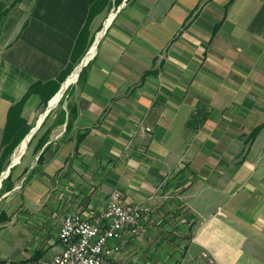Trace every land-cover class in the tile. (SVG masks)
I'll return each mask as SVG.
<instances>
[{"label":"crops","instance_id":"1","mask_svg":"<svg viewBox=\"0 0 264 264\" xmlns=\"http://www.w3.org/2000/svg\"><path fill=\"white\" fill-rule=\"evenodd\" d=\"M85 26L84 84L51 106ZM33 85L21 118L52 109L0 198V264L52 255L113 190L156 202L116 264H264V0H0V150Z\"/></svg>","mask_w":264,"mask_h":264},{"label":"built area","instance_id":"2","mask_svg":"<svg viewBox=\"0 0 264 264\" xmlns=\"http://www.w3.org/2000/svg\"><path fill=\"white\" fill-rule=\"evenodd\" d=\"M141 133H150L148 126H140ZM156 207L153 197L146 203L131 204L119 190H113L106 208L91 218L64 215L59 224L58 251L46 258L26 264H116L113 261L127 239H143ZM207 264L213 260L202 253Z\"/></svg>","mask_w":264,"mask_h":264},{"label":"trees","instance_id":"3","mask_svg":"<svg viewBox=\"0 0 264 264\" xmlns=\"http://www.w3.org/2000/svg\"><path fill=\"white\" fill-rule=\"evenodd\" d=\"M97 5H98V2L95 3L91 7V9H90L91 12L97 7ZM86 36H87V28L85 26L83 28V30L81 31V33L79 34V37L76 40V43H75V46L73 49V54L71 57V61H70V64L68 65L66 71L61 76H59V78L56 81L49 82V83L42 85L44 88H47V87L50 88L51 91H50L49 96L52 97L55 93L58 92L61 84L63 83L65 78L70 74V72L73 70L78 59L81 57V55L84 54L85 48L87 46L86 45V43H87V37ZM85 72L86 71H85V67H84V68H82V70L80 71V73L78 75L77 83L80 85L84 84ZM35 89H36V85H33L32 87H30L28 89V91L26 92V94L24 95V97L22 98V100H20L18 103L11 106L9 109L8 117H7V125H6V128L4 130V133L2 136V141H1L0 174L9 165V159H10L11 155L13 154L14 150L20 144L22 139L31 130V126L28 125L26 123V121L21 118L20 113H21L22 107H23L26 99L34 92ZM69 89H70L69 87L66 89L64 96L69 93ZM64 96L58 102L59 106L63 103ZM46 104H47V99H45L44 104H42L43 109L46 108ZM49 114H48V116H49ZM60 115H61V120H63L64 112H61ZM48 116L46 117V119L48 118ZM71 118H73L72 110L69 111V120ZM45 120H44V122H45ZM44 122H43V124H44ZM43 124H42V126H43ZM193 124H194V121L193 122L191 121L190 125H193ZM34 137H35V135L32 137V139L28 143V146L30 145V143L32 142ZM42 141H44V139ZM13 169H14V167H12L10 169L8 176L2 181L1 187H0V195H2L3 193L12 189L13 183L11 182V178H12Z\"/></svg>","mask_w":264,"mask_h":264},{"label":"water","instance_id":"4","mask_svg":"<svg viewBox=\"0 0 264 264\" xmlns=\"http://www.w3.org/2000/svg\"><path fill=\"white\" fill-rule=\"evenodd\" d=\"M86 56H87V54H86ZM86 56L83 58V60H82V62H81V64H80V66H79V68H78L77 76H76V79H75V80H77L80 71L82 70V68H83V67L86 65V63H87V61H85ZM66 80H67V79H66ZM66 80H65V81H66ZM65 81L61 84V86H60V88H59L58 91H61L62 86H63V84L65 83ZM69 85H70V84H68V86H69ZM68 86H66V88H65L64 91L62 92V95H63V93L66 91V89H67ZM62 95H61V97H62ZM60 99H61V98H60ZM59 101H60V100H59ZM51 109H52V107H50V106H49V103H48V105H47V107H46L44 113L42 114L41 119H40V121L38 122V124H37L33 129H31V130L28 132V134L24 137V139L22 140V142L26 140L25 150H26V148H27V145H28V143H29V141H30L32 135H33L34 132L39 128V126L41 125L42 121L44 120V118L47 116L48 112H49ZM22 142H21L20 144H22ZM25 150H24V152H25ZM24 152H23V153H24ZM23 153L20 155V157L18 158L17 161H14V158H13L14 156H13L12 159H11V161H10V163H9V165L7 166V168H6V169L0 174V187H1V183H2V181L8 176V174H9V172H10V169H11L12 167H14V166L19 162V159L21 158V156L23 155Z\"/></svg>","mask_w":264,"mask_h":264},{"label":"bare ground","instance_id":"5","mask_svg":"<svg viewBox=\"0 0 264 264\" xmlns=\"http://www.w3.org/2000/svg\"><path fill=\"white\" fill-rule=\"evenodd\" d=\"M100 37V35H98L97 36V38H99ZM95 49H96V47H95V44L92 46V48L90 49V51L88 52V54H87V56H86V58H85V61H87L88 59H90L93 55H94V53H95ZM77 71H78V69H75V71H73L72 73H71V75L68 77V79L66 80V82L63 84V86H62V89H61V91L50 101V105L51 106H54L55 107V105H56V103H57V101L60 99V96H61V94H62V92L64 91V89L66 88V86H68V84H70V83H73L74 81H75V79H76V76H77ZM24 143H22V145H21V147L19 148V150H18V152H17V154L14 156V161H17L18 160V158L20 157V155L24 152V150H25V144H26V140L25 141H23ZM22 152V153H21ZM21 153V154H20Z\"/></svg>","mask_w":264,"mask_h":264},{"label":"rangeland","instance_id":"6","mask_svg":"<svg viewBox=\"0 0 264 264\" xmlns=\"http://www.w3.org/2000/svg\"><path fill=\"white\" fill-rule=\"evenodd\" d=\"M64 94H65V92L63 93L62 97L64 96ZM62 97H61V99H62ZM57 106H58V104H57ZM17 150H18V148H17ZM17 150H16V151H17ZM16 151H15V152H16ZM15 152L13 153L12 157L15 156V154H17L18 151H17L16 153H15ZM13 158H14V157H13ZM1 196H2V195H0V198H1Z\"/></svg>","mask_w":264,"mask_h":264}]
</instances>
